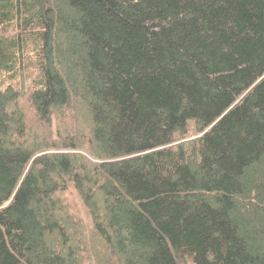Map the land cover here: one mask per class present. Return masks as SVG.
Listing matches in <instances>:
<instances>
[{"label": "trees", "instance_id": "1", "mask_svg": "<svg viewBox=\"0 0 264 264\" xmlns=\"http://www.w3.org/2000/svg\"><path fill=\"white\" fill-rule=\"evenodd\" d=\"M0 264H264V0H0Z\"/></svg>", "mask_w": 264, "mask_h": 264}, {"label": "water", "instance_id": "2", "mask_svg": "<svg viewBox=\"0 0 264 264\" xmlns=\"http://www.w3.org/2000/svg\"><path fill=\"white\" fill-rule=\"evenodd\" d=\"M7 205V204H6Z\"/></svg>", "mask_w": 264, "mask_h": 264}]
</instances>
